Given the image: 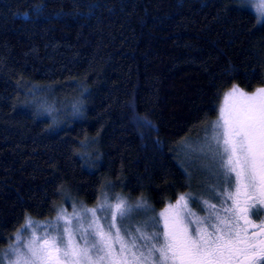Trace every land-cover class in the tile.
Here are the masks:
<instances>
[{
    "label": "trees",
    "instance_id": "obj_1",
    "mask_svg": "<svg viewBox=\"0 0 264 264\" xmlns=\"http://www.w3.org/2000/svg\"><path fill=\"white\" fill-rule=\"evenodd\" d=\"M233 85L264 86L239 0H0V252L69 200L200 205L215 180L182 152Z\"/></svg>",
    "mask_w": 264,
    "mask_h": 264
},
{
    "label": "snow or ice",
    "instance_id": "obj_2",
    "mask_svg": "<svg viewBox=\"0 0 264 264\" xmlns=\"http://www.w3.org/2000/svg\"><path fill=\"white\" fill-rule=\"evenodd\" d=\"M239 2L264 23V0ZM205 133L202 167L215 183L206 187L202 207L182 194L133 231L128 221L146 213L147 203L130 205L104 192L96 206L74 207L71 215L61 209L51 222L26 218L0 264H264V222L252 219L264 206V87L249 93L233 85ZM29 229L31 238L21 244Z\"/></svg>",
    "mask_w": 264,
    "mask_h": 264
},
{
    "label": "rangeland",
    "instance_id": "obj_3",
    "mask_svg": "<svg viewBox=\"0 0 264 264\" xmlns=\"http://www.w3.org/2000/svg\"><path fill=\"white\" fill-rule=\"evenodd\" d=\"M248 8H250L253 12H254V10L250 7V6H247ZM264 87V86H263ZM232 89V87L230 88V90ZM230 90L229 91H227V93L228 92H230ZM243 90V89H242ZM243 91H245V90H243ZM255 91V90H254ZM253 91V92H254ZM245 92H247V91H245ZM249 93H251V92H249ZM224 97H225V95H224ZM224 97H223V99L220 101V106H219V109H220V107L222 106V104H223V102H224ZM219 109H218V114H219ZM44 110V109H43ZM47 113H49L47 110H45ZM217 114V115H218ZM217 119V118H216ZM215 119V120H216ZM205 135H206V133H203V134H201L200 135V137L199 138H197V140H192L190 143H189V145L184 149V151L182 152V155H183V158L188 162V163H190L191 164V168H192V170L193 171H197V172H202L203 174H204V176L205 175H208L207 174V172L203 169V165L207 162L206 160H205V158L200 154V149H201V146H202V143H203V138L205 137ZM103 194V193H102ZM117 196H122V195H117ZM101 197H102V195L100 196V199H101ZM116 197V196H115ZM122 197H124L127 201H128V203L130 204V205H135L136 203H138V202H146L147 203V205L149 206L148 207V211L146 212V213H144V212H142L140 215H138V216H136L133 220H130V221H128V225L130 226V228H131V230H133L134 231V229H135V226H137V224H140V223H142L143 222V220H145V219H147V218H150V217H152V216H157V218H158V214L160 213V212H162L169 204H175L176 203V200H174V201H168V203H166L165 205H163L162 206V208H159V209H154V208H152L150 205H149V202L145 199H142V198H138V199H131L130 197H127V196H125V195H123ZM114 198V197H113ZM65 199L67 200L68 199V196H66L65 197ZM204 199H207V198H204ZM209 199V198H208ZM70 204L69 205H61L60 207H58L57 209H56V213H55V215H53L52 217H50V218H48V219H45V220H37V219H31V220H33V221H35V222H37V223H39V224H43V223H45V222H51V221H53L54 220V218L56 217V215H57V213L61 210V209H63V210H65L69 215H71L72 214V212H73V208L75 207L77 210H80L81 209V207H87V208H92V207H94V206H96L97 205V202L95 203V204H93V205H86V204H84V203H76L75 201H68ZM210 202L211 203H218V201H216V200H210ZM230 203V202H229ZM200 206L202 207L203 205L200 203ZM189 207L190 208H192V210L193 211H196L199 215H201V216H203V215H205V213L204 212H201V211H199V208L198 207H196L194 204H192V203H190L189 204ZM98 215L101 217V218H103V213H98ZM90 218V217H89ZM109 222H110V215H109ZM25 223V222H24ZM23 223V224H24ZM101 223H103V219H101ZM21 229V228H20ZM31 229H29L27 232H24L23 234H21L20 235V240H19V242L21 243V244H23V243H25V242H27V240L28 239H30L31 238ZM149 231H151V229H149ZM161 231H162V225H161ZM17 232L18 231H16L14 234H13V239H12V241L7 245V246H5L2 250H1V252H0V260H3L4 259V257H5V254L6 253H8L9 252V246L10 245H15V244H17ZM37 234L38 235H43V229L42 228H40V229H37ZM5 264H7V261H5Z\"/></svg>",
    "mask_w": 264,
    "mask_h": 264
},
{
    "label": "flooded vegetation",
    "instance_id": "obj_4",
    "mask_svg": "<svg viewBox=\"0 0 264 264\" xmlns=\"http://www.w3.org/2000/svg\"><path fill=\"white\" fill-rule=\"evenodd\" d=\"M259 211H260L259 218L255 217V216L252 217L254 223L264 222V206H260Z\"/></svg>",
    "mask_w": 264,
    "mask_h": 264
}]
</instances>
